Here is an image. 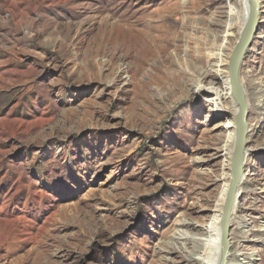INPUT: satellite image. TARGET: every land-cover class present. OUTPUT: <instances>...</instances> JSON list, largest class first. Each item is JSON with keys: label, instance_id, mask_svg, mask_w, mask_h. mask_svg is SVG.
<instances>
[{"label": "rangeland", "instance_id": "1", "mask_svg": "<svg viewBox=\"0 0 264 264\" xmlns=\"http://www.w3.org/2000/svg\"><path fill=\"white\" fill-rule=\"evenodd\" d=\"M259 2L240 67L250 157L228 264H264ZM242 4L0 0V264L202 260L181 253L176 229L186 220L221 236L237 111L212 76L228 77L239 40L229 5L241 19Z\"/></svg>", "mask_w": 264, "mask_h": 264}, {"label": "water", "instance_id": "2", "mask_svg": "<svg viewBox=\"0 0 264 264\" xmlns=\"http://www.w3.org/2000/svg\"><path fill=\"white\" fill-rule=\"evenodd\" d=\"M260 3L259 0H249V15L244 30L233 48L228 60V77L231 86V94L238 107L235 119L236 141L230 162V180L226 192V198L222 208L220 219V255L218 264H228L230 251V221L234 208L236 189L242 176L241 163L243 160V148L246 146L248 134V104L239 81V71L246 51L251 47L258 27Z\"/></svg>", "mask_w": 264, "mask_h": 264}, {"label": "bare ground", "instance_id": "3", "mask_svg": "<svg viewBox=\"0 0 264 264\" xmlns=\"http://www.w3.org/2000/svg\"><path fill=\"white\" fill-rule=\"evenodd\" d=\"M242 2H243V4H242V9H241V11H242L241 19H238L237 14H238V11H240L238 9V7L229 5L230 11L232 12V14H229L230 22H232L234 19L237 20V22L235 24V28L236 27L238 28V33H237L239 36L238 38H240V36L244 30V26L246 24V21H247L248 15H249V0H242ZM230 27L231 26L228 27V30H230ZM212 56H213V59L216 58V60L219 61V66H217L216 62H215V65L212 63H209V66L222 68L224 65L223 61L220 60L218 57H216V55H211V57ZM219 72H220L219 75L215 74L212 76L213 80H217V83H216L217 87L216 88L213 87L212 92L214 93V95L218 99L230 100V96H232V94H231V86H230L229 78L227 76L224 77V72H221V71H219ZM209 77H211V76L208 72H203L200 75V78H203V79H208ZM239 81H240V71H239ZM240 85H241V82H240ZM241 87H242V85H241ZM262 87H263V85H262ZM242 90H243V88H242ZM243 92H244V90H243ZM263 98H264V96H263ZM234 106H235V111L238 112V107L236 105H234ZM237 112H236V115H237ZM235 119H236V116H235ZM235 141H236V138H235ZM249 154H250V149H247V147L245 146L243 148V160L241 163L242 175L244 172V168L248 164V158L250 157ZM227 156L230 157V162H231L232 155L228 154ZM240 184H241V178H240V181L238 183V186ZM236 191H237V189H236ZM235 199H236V195H235ZM176 233H177V236H175V238H180L178 240L182 241V242H180L181 243L180 244L181 253L185 254L186 257L196 256V257L202 259V260H197L198 262H196V264H200V263L203 264V262L212 264L214 261H216L217 254H218V251L220 249V237L221 236L216 234V232L213 231V228H211V227L196 228V226H194L193 223L186 222V220H185V221H180L178 223ZM174 242H178V241H174ZM173 244L174 243H171L170 247L173 246ZM178 245L179 244H177V246ZM171 251H173V250H168V252H171ZM207 260L209 262H207ZM218 261H219V259H218ZM217 264H218V262H217Z\"/></svg>", "mask_w": 264, "mask_h": 264}]
</instances>
